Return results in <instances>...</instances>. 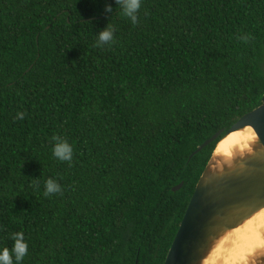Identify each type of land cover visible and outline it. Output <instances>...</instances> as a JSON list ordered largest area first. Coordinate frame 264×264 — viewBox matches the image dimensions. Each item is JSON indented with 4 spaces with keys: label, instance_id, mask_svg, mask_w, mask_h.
<instances>
[{
    "label": "trees",
    "instance_id": "16d2710c",
    "mask_svg": "<svg viewBox=\"0 0 264 264\" xmlns=\"http://www.w3.org/2000/svg\"><path fill=\"white\" fill-rule=\"evenodd\" d=\"M263 97L264 0H143L135 25L117 0H0V249L164 264L225 134L191 156Z\"/></svg>",
    "mask_w": 264,
    "mask_h": 264
},
{
    "label": "water",
    "instance_id": "95a60500",
    "mask_svg": "<svg viewBox=\"0 0 264 264\" xmlns=\"http://www.w3.org/2000/svg\"><path fill=\"white\" fill-rule=\"evenodd\" d=\"M248 127L254 130L264 147V97L259 108L243 116L227 133L225 130L217 132L193 153L191 159L224 134L226 137ZM242 166L239 171L207 183L203 180L206 168L164 264H201L214 240L264 208V153ZM182 188L183 183L174 192Z\"/></svg>",
    "mask_w": 264,
    "mask_h": 264
},
{
    "label": "clouds",
    "instance_id": "9594fccd",
    "mask_svg": "<svg viewBox=\"0 0 264 264\" xmlns=\"http://www.w3.org/2000/svg\"><path fill=\"white\" fill-rule=\"evenodd\" d=\"M143 0H117L119 8L135 25L138 21V13L142 7ZM112 11L111 8L108 9ZM115 29L107 27L103 30L97 40V47H103L114 42ZM25 113H17V119H23ZM253 134L249 132L244 136H233L216 149L217 153L228 152L230 146L239 143L243 139H252ZM55 143L52 149L53 156L61 162H71L74 156L73 146L60 137H54ZM61 185L53 179L45 183L44 195L61 193ZM14 245L11 251L4 247L0 249V264H22L28 254V243L23 232L13 234ZM258 251H264V212H260L248 220L243 228L231 233L225 240L217 244L206 264H257L255 258Z\"/></svg>",
    "mask_w": 264,
    "mask_h": 264
},
{
    "label": "bare ground",
    "instance_id": "6f19581e",
    "mask_svg": "<svg viewBox=\"0 0 264 264\" xmlns=\"http://www.w3.org/2000/svg\"><path fill=\"white\" fill-rule=\"evenodd\" d=\"M249 129L251 130V133L253 134L252 139H243L239 143L233 144L232 146H230V149L228 152L217 153L216 150L214 151L212 160L210 164L208 165V168L203 177L204 182L207 183V182H210L211 180L224 177L236 171H239L243 169L242 165L244 162L250 159H253L257 157L258 155L264 153V147L260 144L258 136L254 132V130L249 127L241 131H237V132L227 135L217 145V148L220 144L225 143L233 136L246 135L249 132ZM260 212H264V208L256 211L253 216H251L250 218L245 220L243 223H241L236 229L223 232L222 233L223 236H224V233H227V235L224 236V240L231 233H234L238 229L243 228L248 220L252 219L255 215L259 214ZM258 253L264 255V251H258Z\"/></svg>",
    "mask_w": 264,
    "mask_h": 264
},
{
    "label": "rangeland",
    "instance_id": "374dc122",
    "mask_svg": "<svg viewBox=\"0 0 264 264\" xmlns=\"http://www.w3.org/2000/svg\"><path fill=\"white\" fill-rule=\"evenodd\" d=\"M227 233H224V236H226ZM224 236L221 234L219 237H218V240H214V242L211 244V247L210 249L207 251L206 255H205V258L204 260L201 262V264H206L207 260L210 258L211 256V253L212 251L214 250L215 246L217 244H219L220 242H222L224 240ZM254 259V258H250V261ZM256 261H257V264H264V255L262 254H259L257 253V256H256Z\"/></svg>",
    "mask_w": 264,
    "mask_h": 264
}]
</instances>
